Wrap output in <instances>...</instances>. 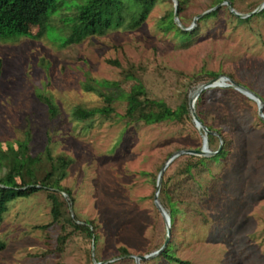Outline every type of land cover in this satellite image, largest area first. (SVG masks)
Here are the masks:
<instances>
[{
  "label": "rangeland",
  "instance_id": "rangeland-1",
  "mask_svg": "<svg viewBox=\"0 0 264 264\" xmlns=\"http://www.w3.org/2000/svg\"><path fill=\"white\" fill-rule=\"evenodd\" d=\"M215 2L186 0L179 14L182 25L193 28L195 18ZM262 3L234 0L243 14ZM176 6V0H157L138 27L124 25L67 45L58 39L70 37L73 22L65 19L78 11L62 6L45 25L32 26L26 37L0 40V150L18 148L29 133L33 155L49 147L53 158L69 159L61 186L71 192L58 193L65 203L57 222L45 190L8 205L0 221L5 244L0 264H136L132 256L164 246L167 223L172 254L189 264H264V121L255 101L228 86L205 90L197 99L201 118L225 135L227 155L210 162L208 169L194 168L193 176L177 174L186 157L167 168L163 179L179 210L173 226L157 182L172 154L199 150L207 140L191 112L192 119L183 122L128 124L125 100L118 98L110 118L72 117L77 106L105 104L100 93L115 92L100 85L105 81L118 82L127 92L134 83L125 78L130 70L151 98L169 102L185 98L189 105L195 92L213 80L211 72L220 79L231 75L264 98V16L238 22L222 5L216 16L197 21L196 34L182 41L165 28L175 19ZM40 95L54 100L57 118ZM207 144L210 153L197 157L215 154L219 146ZM17 183L21 185L18 178ZM69 219L92 222L98 242L75 230ZM123 247L130 256H121ZM141 264L170 263L153 259Z\"/></svg>",
  "mask_w": 264,
  "mask_h": 264
},
{
  "label": "trees",
  "instance_id": "trees-1",
  "mask_svg": "<svg viewBox=\"0 0 264 264\" xmlns=\"http://www.w3.org/2000/svg\"><path fill=\"white\" fill-rule=\"evenodd\" d=\"M186 0H176L178 3V18L180 23V13L183 11V6ZM230 2L234 9V0H216V7L223 2ZM157 0H0V40L13 41L26 37L32 26H42L48 22L51 15L57 13L60 7L65 6L71 8L75 6L78 13L75 17H67L65 22L72 23V33L70 37L60 35L59 41L62 44H72L81 42L89 36L103 35L109 30L120 28L124 25L130 28L140 26L148 17L149 12L155 5ZM221 9V8H220ZM256 10V9H253ZM240 13L238 10H236ZM252 13L249 12V14ZM218 14V9L205 15L202 18L208 19ZM243 14V13H241ZM264 16V10L259 13ZM231 16L237 19L238 22H247V19H241L231 13ZM201 18V19H202ZM199 19V20H201ZM198 20V21H199ZM182 24V23H181ZM167 30L173 29L175 34L182 41H187L192 35L196 34L197 29L193 31L183 30L172 19L165 25ZM187 28V27H186ZM57 30L54 27H49V31ZM48 30L46 33H48ZM58 31V30H57ZM58 37V36H53ZM211 78L215 79L219 76L218 73L211 72ZM233 79V76L229 75ZM126 80H133L134 83L130 86L127 92H122L118 82H103L102 86L115 90V92L106 94L100 93L104 98V105L101 107L85 108L77 106L72 117L78 121H87L96 116L110 118L115 113L113 103L116 99L125 100V115L124 118L128 124L144 123L146 125L162 124L164 122H179L190 117L189 105L185 98L179 103L169 102L166 99L151 98L148 94L143 81L136 76V72L130 70L125 75ZM91 90L94 87H89ZM252 91V90H251ZM254 92V91H253ZM261 97V96H260ZM40 99L47 105L48 112L52 118H57L59 109L51 97L40 95ZM264 102V98L261 97ZM202 123L207 127L209 134L207 140L210 147L219 146V139L223 141V147L220 146L214 150L210 157H197L194 155H184L187 160L182 162L177 171L178 175L193 176V169L204 167L208 169L210 162H219L227 155V139L220 131H215L211 126L205 123L197 112ZM23 141L18 142V148L9 147L7 151L0 150V221L2 215L7 212L8 205L19 198L29 197L40 190L48 192V198L52 202V215L54 222H57L62 217V207L64 200H60L58 193L65 192L71 195L68 189L61 186V181L67 175V168L70 164L69 159L64 156L53 158L49 147L41 155H33L30 153V134ZM47 165V166H46ZM6 170V171H5ZM5 171V173H3ZM39 177L41 178L39 180ZM17 178L21 185H18ZM167 181L165 177L162 180V188L160 190V202L165 207L167 203L168 215L172 226L175 224L177 214L179 212L175 202L172 200L169 192L166 189ZM159 216L160 212L157 210ZM75 230L85 234L89 239H94L96 242L99 236H94L96 226L92 222L75 223L71 219L68 220ZM79 221V220H78ZM62 241V239H61ZM162 245H159V250ZM5 248V244L0 241V252ZM173 244L169 243L168 247L157 257L153 259H163L170 264H189L182 261L172 254ZM121 256H130L126 248L120 249ZM150 259V260H153ZM147 261V260H146ZM142 261L141 263H144Z\"/></svg>",
  "mask_w": 264,
  "mask_h": 264
},
{
  "label": "water",
  "instance_id": "water-1",
  "mask_svg": "<svg viewBox=\"0 0 264 264\" xmlns=\"http://www.w3.org/2000/svg\"><path fill=\"white\" fill-rule=\"evenodd\" d=\"M222 5H227L229 10L231 11V13H233L234 15H236L237 17H239L241 19H247L249 17H252L253 15L260 13L262 10H264V3H262L252 13L241 14V13H238L234 9L233 5L230 2L227 1V2L221 3L220 5H218L215 8L205 12L204 14L197 16L195 18V25L193 26V28L189 29V28L184 27L180 23L179 18H178V6H176L175 21L183 30L192 31L195 28L196 22L199 19H201L203 16L215 11L216 9H218ZM226 81L231 82V84L230 85L226 84ZM227 86L235 88L237 91L244 94L246 97L255 101L259 106V115H260L261 119L264 121V102L260 96H258L255 92L251 91L247 87L242 86L241 84L237 83L236 81L232 80L229 77H226L224 79L216 78V79H213V80L209 81L208 83L204 84L202 87H200L195 92V94L192 96V98L190 100V104H189V109H190V112L193 116L194 122L196 123L197 127L200 130H203L205 132V134H207V135L209 134V131H208L207 127L202 123L200 118L198 117V115L196 113V109H195V103H196L197 99L200 97L201 93L204 92L205 90H208L211 88H217V87H227ZM222 147H223V141L221 140L220 150L222 149ZM209 153H210V151L208 150V144H207V140H206L203 147L199 150H180V151H177L176 153L172 154L161 169L160 175L158 177V182H157L158 190H160V188H161V184H162V180H163V176H164L165 171L177 158L182 157L184 155L204 156V155H207ZM155 204H156L157 208L160 210V212L162 213V215L165 216L166 212H165L164 208L162 207V205L160 204L158 199H156ZM167 227H168V235H167L166 242H165L164 246L160 250H158L152 254H149V255L132 256L135 259L136 264H141L142 261L150 260V259L157 257L168 247L170 240H171V227H170L169 223H167Z\"/></svg>",
  "mask_w": 264,
  "mask_h": 264
}]
</instances>
